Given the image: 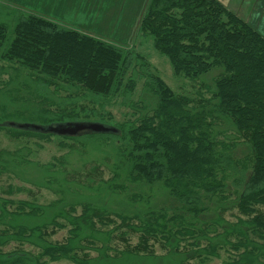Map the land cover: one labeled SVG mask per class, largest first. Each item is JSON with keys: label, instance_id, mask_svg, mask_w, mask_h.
<instances>
[{"label": "trees", "instance_id": "16d2710c", "mask_svg": "<svg viewBox=\"0 0 264 264\" xmlns=\"http://www.w3.org/2000/svg\"><path fill=\"white\" fill-rule=\"evenodd\" d=\"M11 11L0 21V133L64 137L88 154L80 166L71 153L42 163L0 150V172L72 206L59 214L70 229L67 254L57 253L80 264H186L207 242L234 246L231 264H264V35L222 0H147L137 31L169 58L179 91L135 45ZM77 122L107 130L58 132ZM17 212L9 225L30 232L2 244L33 246L1 250L0 264H44L34 248L47 255L48 229L30 223L27 205ZM151 239L166 251L148 249Z\"/></svg>", "mask_w": 264, "mask_h": 264}, {"label": "rangeland", "instance_id": "374dc122", "mask_svg": "<svg viewBox=\"0 0 264 264\" xmlns=\"http://www.w3.org/2000/svg\"><path fill=\"white\" fill-rule=\"evenodd\" d=\"M146 2L147 0H0V11L4 12L5 9H9L8 12H0V21L11 22L13 20L11 10L21 9L62 22L71 28L93 34L118 45H135L136 50L150 61L154 73L161 76L169 86L181 91L179 87L182 85V80L176 76L169 58L153 46L150 38L147 40L142 38L137 31L138 21ZM239 2V7L242 8L241 16L250 20V23L255 25L264 35V0H239ZM7 78L6 75L0 76V81ZM2 86L4 84H0V88ZM125 111L124 108H112L114 120H122L121 115ZM6 132L5 135L0 133V150H10L13 153L21 152L19 155L23 158H25L24 154L28 151L31 158L42 163H48L54 156L60 157L63 154L71 153L73 154V161L81 166V164H84V158L88 156L84 146L64 137L48 136L39 138L18 131L8 130ZM72 149H75L74 152H72ZM100 169L104 172L103 176L110 175L108 171H105L104 166L101 165ZM93 172L91 169L92 174ZM61 197L64 198L50 188L21 181L9 172H0V251L32 249L33 243L30 241L29 243L2 244L8 236L26 237L30 232V229L25 225L12 227L8 222L13 213H18L19 208L27 205L35 215L30 223L34 226H43L50 233L47 236V242L52 244V247L47 248L45 252L47 255L42 258L41 251L44 248H40L41 251L39 247L34 248L38 258L44 261V264H80L71 258L72 255L64 257L57 253L60 251L62 254H67L66 248L63 247L65 245L62 244L68 237L70 229L68 222L59 214L72 207H63L64 201L67 200L63 201ZM76 208L77 214L83 215L84 207ZM81 215L78 220L82 219ZM24 223H28V221ZM30 223L28 225H31ZM116 225L121 224L118 222ZM111 227H114V229L121 228L120 232L127 229V226L124 225ZM29 236H31L30 239L37 238L33 234ZM131 237L133 244L139 242V235ZM41 245L46 244L42 243ZM146 246L157 253L166 251L161 243L155 242L153 239ZM201 248H203L202 254L194 253L193 258L186 264H231V262L237 260V250L232 245L218 243L213 246L211 243L204 242ZM90 254L92 255L93 251ZM87 256H89V253L81 251L78 258L85 259ZM79 261L81 262V260Z\"/></svg>", "mask_w": 264, "mask_h": 264}, {"label": "water", "instance_id": "95a60500", "mask_svg": "<svg viewBox=\"0 0 264 264\" xmlns=\"http://www.w3.org/2000/svg\"><path fill=\"white\" fill-rule=\"evenodd\" d=\"M83 130L105 131L107 130V127L97 122H89V123L77 122L63 126L58 132L61 134L72 135V134H77L78 132H81Z\"/></svg>", "mask_w": 264, "mask_h": 264}, {"label": "crops", "instance_id": "0c3cea01", "mask_svg": "<svg viewBox=\"0 0 264 264\" xmlns=\"http://www.w3.org/2000/svg\"><path fill=\"white\" fill-rule=\"evenodd\" d=\"M230 9H232L233 11H235L238 15L241 16V6L239 7V0H222ZM241 1V0H240ZM259 1V0H258ZM242 17V16H241ZM244 18L246 21H248L250 23V20L246 19L244 16L242 17ZM251 24V23H250ZM255 26V25H253ZM256 27V26H255ZM257 28V27H256ZM83 32V31H82ZM86 33V32H84ZM89 34V33H87ZM93 35V34H90ZM95 36V35H94Z\"/></svg>", "mask_w": 264, "mask_h": 264}]
</instances>
